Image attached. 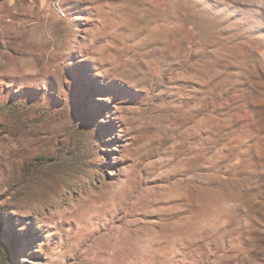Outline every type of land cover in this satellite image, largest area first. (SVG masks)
<instances>
[{"label":"rangeland","instance_id":"rangeland-1","mask_svg":"<svg viewBox=\"0 0 264 264\" xmlns=\"http://www.w3.org/2000/svg\"><path fill=\"white\" fill-rule=\"evenodd\" d=\"M0 264H264L261 0H0Z\"/></svg>","mask_w":264,"mask_h":264},{"label":"clouds","instance_id":"clouds-1","mask_svg":"<svg viewBox=\"0 0 264 264\" xmlns=\"http://www.w3.org/2000/svg\"><path fill=\"white\" fill-rule=\"evenodd\" d=\"M261 3L264 4V0H261Z\"/></svg>","mask_w":264,"mask_h":264}]
</instances>
